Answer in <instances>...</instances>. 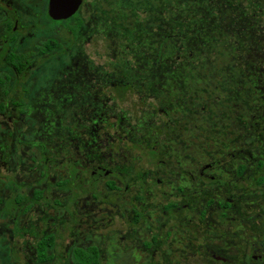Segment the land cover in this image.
I'll return each mask as SVG.
<instances>
[{
	"label": "flooded vegetation",
	"instance_id": "af4514ba",
	"mask_svg": "<svg viewBox=\"0 0 264 264\" xmlns=\"http://www.w3.org/2000/svg\"><path fill=\"white\" fill-rule=\"evenodd\" d=\"M25 1L0 0V115L14 122L35 111V129L45 143L65 131L70 177L78 171L92 187L105 184L118 197L122 216L131 211L133 224L145 216L158 224L149 216L154 209L156 218L165 220L161 227L167 235L171 228L186 233L189 223L209 224L212 243L219 236L228 243L226 253L204 246L209 264H264V95L255 108L217 93L204 102L200 95L186 94L170 101L171 95L154 93L152 64H146V76L135 68L136 79L85 76L78 69L92 64L89 53L83 50L76 59L71 55L75 42L85 43L80 31L90 0H82L78 12L62 20L49 15L50 0H45L42 19L34 26L23 20ZM44 28L49 30L41 40ZM36 39L34 50L22 49ZM63 55L70 56L68 65L41 86L32 70L35 74L52 57ZM160 96L168 98L160 102ZM37 143L41 151L47 148L41 140ZM0 164H7L2 148ZM68 176L59 184H68ZM34 193L41 202L43 191ZM7 197H0V214L24 212L23 194L14 190ZM154 234L153 226L151 243L156 244L159 236ZM49 237L54 243L47 250L48 261L41 262L38 245ZM34 247L40 264H76V252L88 248L97 249L103 264L97 245H76L67 256H53L56 232L37 238Z\"/></svg>",
	"mask_w": 264,
	"mask_h": 264
},
{
	"label": "rangeland",
	"instance_id": "374dc122",
	"mask_svg": "<svg viewBox=\"0 0 264 264\" xmlns=\"http://www.w3.org/2000/svg\"><path fill=\"white\" fill-rule=\"evenodd\" d=\"M24 7L26 15L23 20L34 26L42 19L45 0H28L24 2ZM83 12L86 24L80 34H83L85 43L82 40L75 42L71 57L76 59L85 50L92 64L80 65L78 71L82 70L85 76L140 77L134 71L136 67L129 64V57L135 52L129 43L124 46L128 53H122L117 28L119 21L114 14L103 6L101 0H90ZM48 30L44 28L40 33L33 32L39 33L42 40ZM61 32L62 36H68L66 30ZM38 42L37 39L28 40L22 49L32 51ZM69 61L70 56L52 57L42 64L39 72L34 74L32 70L31 73L44 86L45 81L58 76ZM102 61L105 64H98ZM73 69H77L75 64ZM38 98L39 95L35 100ZM15 118L17 120L13 122L2 113L0 115V148L7 162L6 165L0 164V197L9 198L7 196L12 191L18 190L24 196L26 207L19 215H9L8 211L0 214V264H40L35 255V241L50 232L58 235L57 250L51 251L53 256H67L76 245H97L103 264H209L204 259V246L207 245L226 253L227 239L219 236L212 243L209 224L189 223L186 233L171 228L167 235L166 229L161 227L165 220L163 222L161 216L156 218L155 209L149 216H153L158 224L151 222L147 216L140 223L133 224L131 211L122 216L118 210V197L109 192L105 184L92 187L78 171L70 177V150L64 147L63 142L65 131L59 132L53 143H45L35 129L38 123L35 111L32 110L27 117ZM40 140L47 145L42 151L37 143ZM13 141L16 144L11 149ZM34 158L37 163H34ZM45 158L48 160L44 162ZM66 176L70 182L64 186L59 184ZM36 190L44 193L41 202L36 201ZM153 226L154 236H159L156 244L151 243ZM199 237L201 241H198ZM57 263L54 260L50 264Z\"/></svg>",
	"mask_w": 264,
	"mask_h": 264
},
{
	"label": "trees",
	"instance_id": "16d2710c",
	"mask_svg": "<svg viewBox=\"0 0 264 264\" xmlns=\"http://www.w3.org/2000/svg\"><path fill=\"white\" fill-rule=\"evenodd\" d=\"M101 2L119 21L122 53L129 43L135 51L129 61L138 74L149 75L146 64H152L154 93L172 96L158 101L186 94L204 102L217 93L255 108L263 97L264 0ZM53 243L52 237L39 243L41 262L48 261ZM74 262L101 264L96 248L78 250Z\"/></svg>",
	"mask_w": 264,
	"mask_h": 264
},
{
	"label": "water",
	"instance_id": "95a60500",
	"mask_svg": "<svg viewBox=\"0 0 264 264\" xmlns=\"http://www.w3.org/2000/svg\"><path fill=\"white\" fill-rule=\"evenodd\" d=\"M82 0H50L49 2V15L55 20L69 19L75 15Z\"/></svg>",
	"mask_w": 264,
	"mask_h": 264
}]
</instances>
